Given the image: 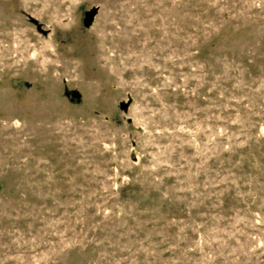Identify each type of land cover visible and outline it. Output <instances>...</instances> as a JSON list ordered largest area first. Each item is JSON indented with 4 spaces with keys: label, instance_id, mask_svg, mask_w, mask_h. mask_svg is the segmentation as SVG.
Returning a JSON list of instances; mask_svg holds the SVG:
<instances>
[{
    "label": "rangeland",
    "instance_id": "obj_1",
    "mask_svg": "<svg viewBox=\"0 0 264 264\" xmlns=\"http://www.w3.org/2000/svg\"><path fill=\"white\" fill-rule=\"evenodd\" d=\"M0 264H264V0H0Z\"/></svg>",
    "mask_w": 264,
    "mask_h": 264
},
{
    "label": "water",
    "instance_id": "obj_2",
    "mask_svg": "<svg viewBox=\"0 0 264 264\" xmlns=\"http://www.w3.org/2000/svg\"><path fill=\"white\" fill-rule=\"evenodd\" d=\"M97 13H98V8L96 6L85 12V18H83V19H84V25L86 27H90L92 25L94 19H96L95 17L97 15ZM39 29H41L40 26H39ZM72 95L76 98H81V93L77 90H74L72 92ZM122 107L127 108L128 105L122 104Z\"/></svg>",
    "mask_w": 264,
    "mask_h": 264
}]
</instances>
